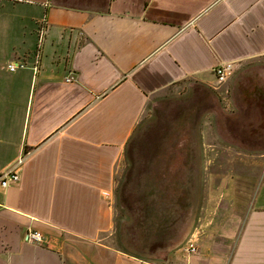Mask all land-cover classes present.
<instances>
[{
    "label": "crops",
    "instance_id": "crops-1",
    "mask_svg": "<svg viewBox=\"0 0 264 264\" xmlns=\"http://www.w3.org/2000/svg\"><path fill=\"white\" fill-rule=\"evenodd\" d=\"M256 61L264 0H0V172L22 160L0 187V264H148L106 242L127 144L168 88ZM223 230L183 264H264V176L242 225Z\"/></svg>",
    "mask_w": 264,
    "mask_h": 264
},
{
    "label": "rangeland",
    "instance_id": "rangeland-1",
    "mask_svg": "<svg viewBox=\"0 0 264 264\" xmlns=\"http://www.w3.org/2000/svg\"><path fill=\"white\" fill-rule=\"evenodd\" d=\"M42 35L25 45L33 60ZM216 81L185 79L152 99L117 176L112 247L183 264L195 239L245 221L264 176V61Z\"/></svg>",
    "mask_w": 264,
    "mask_h": 264
},
{
    "label": "built area",
    "instance_id": "built-area-1",
    "mask_svg": "<svg viewBox=\"0 0 264 264\" xmlns=\"http://www.w3.org/2000/svg\"><path fill=\"white\" fill-rule=\"evenodd\" d=\"M24 68L22 63H15L9 66L10 71H15L17 68ZM235 69L234 63H226L216 66L214 72L218 78L219 83H223L229 79ZM73 80L72 78L67 79V81ZM22 164L21 158L14 162L9 168L5 171L0 172V187L7 189L11 184L18 182L19 180V170ZM43 239L42 233L29 230L25 235V242L39 244ZM196 251V247L193 244H190L188 247V252L192 253Z\"/></svg>",
    "mask_w": 264,
    "mask_h": 264
}]
</instances>
